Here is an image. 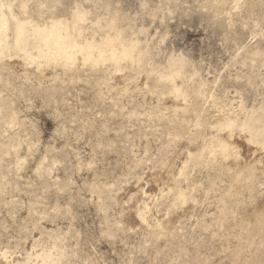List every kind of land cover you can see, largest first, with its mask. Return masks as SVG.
Listing matches in <instances>:
<instances>
[{
	"label": "rangeland",
	"instance_id": "obj_1",
	"mask_svg": "<svg viewBox=\"0 0 264 264\" xmlns=\"http://www.w3.org/2000/svg\"><path fill=\"white\" fill-rule=\"evenodd\" d=\"M215 1L0 0L41 25L79 6L85 37L113 22L143 57H0V264H264V0Z\"/></svg>",
	"mask_w": 264,
	"mask_h": 264
},
{
	"label": "bare ground",
	"instance_id": "obj_2",
	"mask_svg": "<svg viewBox=\"0 0 264 264\" xmlns=\"http://www.w3.org/2000/svg\"><path fill=\"white\" fill-rule=\"evenodd\" d=\"M20 7H22L21 9L23 10L26 9V3H22ZM78 7L72 13L71 19L57 18L43 25L34 23L32 22V20L18 18L13 13H10V16H7L9 15L7 14V17H11L10 20H12L13 25L12 43L8 39V18L5 17V14H3V18L0 21V57L6 56L10 49L13 48L12 51L14 50L16 54H19L24 60H31L35 63L45 64L55 63L61 64L66 67H71L70 65L77 64V60L78 58H80L79 56H81L82 60L85 62L90 61L98 64L101 61L110 60L119 66L122 62L125 61L134 62L143 60V57L141 55L135 54L137 45L132 44V41L131 44H126L122 39V33L120 34L116 32L114 36L111 34L112 31H116V26L113 22H110L106 26H103L106 27L107 30L104 37L100 38V40H97L96 38L89 39L85 37L82 32V29L83 22L88 17L86 14L87 11H84ZM31 48L35 49V51H31ZM184 60L185 59L183 58H175L169 61V68H171L173 72L171 76H168L167 78L170 77L169 81L171 86L173 87L172 90L174 94H176L175 97L177 95H183V89L182 87L178 86L177 82H175V78L183 74V69L185 67ZM197 92L202 94L201 90H198ZM234 119L235 118H226L223 122L219 124L220 129H227V131H229V136L233 138V131L236 129L237 126L241 125L240 130L248 133V135L245 136L247 138L246 140H248L249 142H254L252 141L254 138V134L258 132L253 131L254 128L252 124L249 122H244L243 124H240L237 120ZM245 137L243 136L244 139ZM233 145L234 144L231 141H227L222 138L220 140H213L207 147H209L210 149H214L216 147L214 149L215 152L219 151L221 152L220 154H223L224 156L228 154H230L231 156L239 155V151H236L234 147L235 145ZM224 160H226V157L224 158ZM179 196L183 199H186L188 197L187 192H184V190L180 192ZM54 255H56L54 250H48L37 254L33 258L38 261V264H53L54 262H56V258L54 257ZM0 257L6 258L7 254L5 252H0ZM30 260H32V257ZM29 262L26 261L25 264H30L31 262ZM8 263L21 264L20 262L15 261L10 262V260Z\"/></svg>",
	"mask_w": 264,
	"mask_h": 264
}]
</instances>
